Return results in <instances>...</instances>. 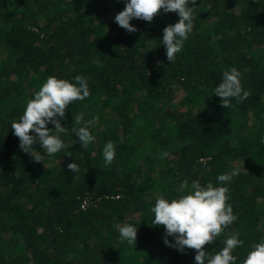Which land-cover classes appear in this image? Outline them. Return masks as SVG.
Returning a JSON list of instances; mask_svg holds the SVG:
<instances>
[{
  "label": "trees",
  "instance_id": "trees-1",
  "mask_svg": "<svg viewBox=\"0 0 264 264\" xmlns=\"http://www.w3.org/2000/svg\"><path fill=\"white\" fill-rule=\"evenodd\" d=\"M124 6L0 0V264H195L196 250L166 246L163 225L152 223L155 198L186 194L185 178L228 189L236 219L202 246L209 256L238 233L240 264L264 239V0L189 4L193 30L172 63L160 40L177 14L134 18L129 33L114 22ZM231 67L250 95L223 109L212 90ZM76 75L87 79L90 95L65 108L68 147L37 162L10 125L47 77ZM86 121L95 139L81 147L72 129ZM108 141L116 156L105 165ZM231 171L237 174L218 185L217 176ZM124 223L137 227L135 245L120 241Z\"/></svg>",
  "mask_w": 264,
  "mask_h": 264
},
{
  "label": "clouds",
  "instance_id": "clouds-1",
  "mask_svg": "<svg viewBox=\"0 0 264 264\" xmlns=\"http://www.w3.org/2000/svg\"><path fill=\"white\" fill-rule=\"evenodd\" d=\"M195 3L196 0H125V6L114 16V22L131 33L136 31L129 23L134 18L150 22L158 10L164 13L175 12L179 17L178 21L163 28L160 40L167 61L172 63L181 52L184 41L192 33L195 7L188 5ZM212 91L220 98V106L223 109L232 107L233 101L236 104L243 102L250 95L249 91L242 87L241 72L236 67L224 71L221 81ZM89 95L87 79L80 75H76L73 81L58 79L55 76L47 77L39 90L27 100L20 118L10 125L12 134L18 137L20 149L30 154L37 162L45 155L51 157L66 149L68 145L61 139V134H67V129L60 123L64 118L65 108L74 101L86 99ZM75 120L80 125L82 115H77ZM49 123L54 126V134L46 127ZM91 124L92 121H86L82 126L72 129L81 147H87L95 139L89 131ZM29 130L32 134H29ZM260 140L264 143V136ZM33 145H39L44 155L38 151L33 154ZM102 155L105 165H110L116 156V148L111 141L104 144ZM162 156H167V153ZM67 168L75 173L78 171V164L71 162L67 164ZM236 174V171H231L218 175V185H226ZM179 187L186 190V194L172 200L157 196L151 207L153 225L164 227V244L176 248L178 252H183L186 248L196 250L195 264H237L233 251L243 243L238 239V233L230 234L222 249L214 255L209 256L202 247L214 241L224 228L236 219L231 206L226 203L227 187L213 186L211 183L201 185L197 180L189 184L187 178L180 182ZM117 228L121 242L135 245V225L124 223L118 224ZM167 236L173 237L172 242ZM240 264H264V239L251 246Z\"/></svg>",
  "mask_w": 264,
  "mask_h": 264
}]
</instances>
